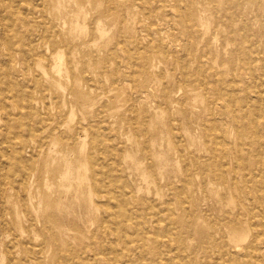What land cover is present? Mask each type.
I'll return each mask as SVG.
<instances>
[{"label": "rangeland", "instance_id": "obj_1", "mask_svg": "<svg viewBox=\"0 0 264 264\" xmlns=\"http://www.w3.org/2000/svg\"><path fill=\"white\" fill-rule=\"evenodd\" d=\"M20 1L0 0V264H262L264 0Z\"/></svg>", "mask_w": 264, "mask_h": 264}, {"label": "bare ground", "instance_id": "obj_2", "mask_svg": "<svg viewBox=\"0 0 264 264\" xmlns=\"http://www.w3.org/2000/svg\"><path fill=\"white\" fill-rule=\"evenodd\" d=\"M20 1V0H19ZM24 1V0H23ZM39 1V0H38ZM37 1V2H38ZM21 3H22V1H20ZM36 2V3H37ZM44 2V1H43ZM46 2V1H45ZM57 3V2H56ZM24 4V3H23ZM42 4H44V3H42ZM58 4V3H57ZM69 4V3H68ZM20 4H18V6H19ZM39 5V4H38ZM24 6H26V5H24ZM58 6V5H57ZM29 7H30V5H29ZM40 7V6H39ZM38 7V8H39ZM17 8V7H16ZM22 8V10H23V7H21ZM26 8V7H25ZM38 8L36 9V10H38ZM31 9V8H30ZM85 9V8H84ZM8 10V9H7ZM21 10V9H20ZM22 10L20 11V12H22ZM58 10H59V8H58ZM24 12H25V10H23ZM8 12V11H7ZM83 12V11H82ZM25 13H27V11L25 12ZM3 14V13H2ZM16 14V13H15ZM53 14V13H52ZM70 14V13H69ZM24 15V14H23ZM31 15H32V11H31ZM28 17L30 16V15H27ZM80 16H82V15H80ZM11 18V17H10ZM25 18H26V16H25ZM31 19H33V16L31 17ZM129 19V18H128ZM137 19V18H136ZM26 20V19H25ZM85 20H86V18H85ZM60 21V20H59ZM58 21V22H59ZM134 21V20H133ZM133 21H132V23H133ZM137 21V20H136ZM41 22V21H40ZM201 22V21H200ZM25 23H26V21H25ZM49 23V22H48ZM31 24V23H30ZM101 24V23H100ZM135 24V23H134ZM1 25H2V23H1ZM44 25H46V24H44ZM49 25V24H48ZM29 26V25H28ZM41 26V25H40ZM43 26V25H42ZM62 26V25H61ZM128 26V25H127ZM135 26V25H134ZM204 26V25H203ZM46 27H47V25H46ZM49 27V26H48ZM69 27V26H68ZM80 27V26H79ZM29 28V27H28ZM58 28V27H57ZM86 28V27H85ZM103 28V27H102ZM54 29V28H53ZM132 29V28H131ZM155 29H156V26H155ZM27 30V29H26ZM52 30V29H51ZM58 30H60V29H58ZM104 30V29H103ZM110 30V29H109ZM157 30V29H156ZM85 31H87L86 29H85ZM102 31V30H101ZM112 31V30H111ZM204 31H205V29H204ZM104 32V31H103ZM206 32H208V30L206 31ZM31 33V32H30ZM108 33V32H107ZM7 34H9V33H7ZM106 34V33H105ZM207 34V33H206ZM2 35H4V33L2 34ZM13 35V34H12ZM15 35V34H14ZM31 35V34H30ZM103 35V34H102ZM44 36V35H43ZM86 36V35H85ZM99 36V35H98ZM32 37V36H31ZM36 37H37V35H36ZM39 37V36H38ZM53 36L52 35H45L44 36V40L46 41V42H49L50 44L52 43L53 45L55 44H57V42L55 43V41H53L54 39L52 38ZM15 38H17V37H15ZM26 38H29L28 36L26 37ZM71 38V37H70ZM42 39V38H41ZM40 40V39H39ZM58 40V39H57ZM34 41V40H33ZM75 41V40H74ZM30 41H28V44H30V43H33V42H30ZM36 41H34V43H35ZM103 42V41H102ZM15 43V42H14ZM150 44V43H149ZM32 45V47H34L33 45L34 44H31ZM52 46V45H51ZM50 46V47H51ZM96 46V45H95ZM147 46H149V45H147ZM6 47V46H5ZM31 47V48H32ZM42 47V46H41ZM97 47V46H96ZM24 48V47H23ZM52 48H54L53 46H52ZM7 50V49H6ZM42 50V49H41ZM37 51V50H36ZM42 52V51H41ZM47 53H48V51H46ZM29 53V52H28ZM46 53V54H47ZM51 53V52H50ZM49 54V53H48ZM9 55V54H8ZM44 55V54H43ZM57 62L55 63V70L54 71H57V73H60L61 72V67H62V60H63V55L62 54H60V52H59V54H57ZM226 58V57H225ZM4 62H6V61H4ZM48 62H49V60H48ZM5 66H7V65H5ZM152 67V66H151ZM150 67V68H151ZM187 68H188V66H187ZM12 69V68H11ZM152 69V68H151ZM9 70V69H8ZM12 71V70H11ZM42 72H43V70H42ZM8 73V72H7ZM44 73V72H43ZM45 74V73H44ZM9 75V74H8ZM8 77V76H7ZM39 77V76H38ZM8 81V80H7ZM6 82V81H5ZM256 83V82H255ZM257 84V83H256ZM29 86V85H28ZM59 87V86H58ZM254 87V86H253ZM261 87V86H260ZM260 89V88H259ZM2 90V89H1ZM30 91V90H29ZM27 92V91H26ZM7 94V93H6ZM196 95V94H195ZM234 95V94H233ZM23 96V95H22ZM21 96V97H22ZM15 97L17 98V99H19L20 98V96L18 95V94H16L15 95ZM23 97H25V98H22V99H19L20 101H22V103L23 104H25V102H26V96H23ZM9 100V99H8ZM192 101V100H191ZM217 101V100H216ZM7 103V102H6ZM217 103V102H216ZM1 105V104H0ZM173 107V106H172ZM158 111V110H157ZM5 112V111H4ZM132 112V111H131ZM133 112H134V110H133ZM6 113V112H5ZM233 114H235V112L233 113ZM6 115V114H5ZM215 115V114H214ZM166 116V115H165ZM234 116V115H233ZM24 117L25 118H29L30 117V115H29V113L27 112L25 115H24ZM163 117H164V115H163ZM235 117V116H234ZM180 118V117H179ZM161 119V118H160ZM185 120V119H184ZM235 120V119H234ZM84 121V120H83ZM30 124H32V123H30ZM65 126V125H64ZM238 127V126H237ZM236 127V128H237ZM239 129V128H238ZM16 130H17V127H16ZM93 132V131H92ZM216 132V131H215ZM15 133H17L18 134V131H16ZM21 133V135L20 136H23L22 134V132H20ZM98 133V132H97ZM217 133V132H216ZM162 134V133H161ZM85 135H86V132H85ZM131 135V134H130ZM196 135V134H195ZM87 136V135H86ZM55 139V138H54ZM25 140V139H24ZM23 139H22V141H24ZM218 141H219V139L217 140V142L216 143H218ZM258 141V140H257ZM202 142V141H201ZM220 142V141H219ZM70 143V142H69ZM82 148H84V143H85V141L84 140H82ZM92 143L94 144V145H98V135L96 134V135H94V137H93V140H92ZM13 144V143H12ZM261 144V143H260ZM52 146V145H51ZM219 146V145H218ZM85 147H86V145H85ZM93 147V146H92ZM214 147H217V146H214ZM224 147V146H223ZM262 147V146H261ZM238 151V150H237ZM259 151V150H258ZM175 153V152H174ZM262 153V152H261ZM260 154V153H259ZM49 156V155H48ZM165 156V155H164ZM158 157H159V155H158ZM262 157V156H261ZM85 158V157H84ZM154 158V157H153ZM264 158V157H263ZM262 158V159H263ZM16 159V158H15ZM17 159H19L18 157H17ZM91 159V162L93 163V165H95L96 164V159L95 158H90ZM156 159V158H155ZM162 159V158H161ZM217 159V158H216ZM261 159V158H260ZM6 161V159H4V161L3 162H5ZM60 161H62V160H60ZM124 161V160H123ZM132 161V160H131ZM163 161V160H162ZM178 161V160H177ZM167 162H169V161H167ZM6 163V162H5ZM226 163V162H225ZM260 163V162H259ZM263 163V162H262ZM262 163H261V165H262ZM166 164V163H165ZM164 164V165H165ZM168 164H170V162L168 163ZM30 165V164H29ZM68 165V164H67ZM257 165V164H256ZM260 164H259V166H261ZM28 166V165H27ZM52 166V165H51ZM135 166V165H134ZM215 166V165H214ZM264 166V165H263ZM6 167V166H5ZM31 167V166H30ZM29 167V168H30ZM162 167V166H161ZM160 167V168H161ZM170 167V166H169ZM7 168V167H6ZM19 168H22V166L21 167H19ZM137 168V167H136ZM260 168V167H259ZM37 169V168H36ZM70 169H71V166H70ZM172 169H173V166H172ZM165 170V169H164ZM234 170H236V169H234ZM19 171H20V169H17L16 171H11L10 173H9V176H11V175H13V174H15V173H19ZM63 171V170H62ZM67 171V170H66ZM69 171V170H68ZM129 171V170H128ZM137 171V170H136ZM161 171H163L162 169H161ZM166 171V170H165ZM180 171V170H179ZM255 171V170H254ZM157 172H159V171H157ZM257 172V171H256ZM259 173H260V171H258ZM47 173V172H46ZM86 165L82 162V161H79L78 162V178H80L81 180H85V178H86ZM136 173V172H135ZM160 174H161V172H159ZM237 173V172H236ZM252 173H253V171H252ZM4 175H5V173H3ZM70 174V173H69ZM249 174V173H248ZM253 174H255V173H253ZM66 175V174H65ZM143 175V174H142ZM142 175H141V177H142ZM145 175V174H144ZM76 176H77V174H76ZM98 175L96 174V172H94V176H93V186L94 187H96V188H101V189H104V190H110V187H111V183L109 182L110 181V177H108V179H106V181H104V179H101V178H98L97 177ZM247 176H249V175H247ZM254 176V175H253ZM260 176H262V175H260ZM259 176V177H260ZM69 177V176H68ZM72 177V176H71ZM263 177V176H262ZM64 178H66V177H64ZM111 178H112V175H111ZM114 178V177H113ZM137 178V177H136ZM142 178H144V176L142 177ZM196 178V177H195ZM254 178V177H253ZM257 178V177H256ZM34 179V178H33ZM60 179V178H59ZM63 179V178H62ZM147 179V178H146ZM245 179V178H244ZM258 179V178H257ZM261 179V178H260ZM71 180V179H70ZM77 180V179H76ZM176 180V179H175ZM146 181V180H145ZM254 181V180H253ZM263 181H264V178H263ZM5 182V180L3 181V182H1V183H4ZM76 182V181H75ZM81 182V181H80ZM148 182V181H147ZM256 182V181H255ZM73 183V182H72ZM24 184H26V185H28V183H24ZM88 184V183H87ZM146 184V183H145ZM209 184V183H208ZM261 184H262V182H261ZM69 186V185H68ZM147 185H145V187H146ZM148 186H149V184H148ZM150 186H151V184H150ZM7 188V187H6ZM140 188V187H139ZM150 188V187H149ZM5 189V188H4ZM62 189H64V188H62ZM89 190V189H88ZM117 190V189H116ZM263 190V189H262ZM38 191V190H37ZM65 191V190H64ZM121 191V190H120ZM144 191V190H143ZM147 191H149V190H147ZM247 191V190H246ZM138 192V191H137ZM220 192V191H219ZM145 193V192H144ZM146 193H148V192H146ZM49 194V193H48ZM82 194V193H81ZM112 194V193H111ZM200 194V193H199ZM209 194V193H208ZM118 195V194H117ZM116 195V196H117ZM149 195H150V193H149ZM88 196V195H87ZM129 196H130V194H129ZM147 196V195H146ZM89 197V196H88ZM106 197H108V195L106 196ZM150 197V196H149ZM215 197V196H214ZM82 198V197H81ZM92 198V197H91ZM109 198H111V197H109ZM159 198V197H158ZM157 198V199H158ZM107 199V198H106ZM88 200H89V198H88ZM65 201V200H64ZM205 201V200H204ZM259 201V200H258ZM32 202V201H31ZM88 202H90V201H88ZM93 202V201H92ZM116 202V201H115ZM110 203V202H109ZM117 203V202H116ZM15 205V204H14ZM40 205V204H39ZM90 205H91V203H90ZM89 205V206H90ZM41 206V205H40ZM94 206V205H93ZM117 206V205H116ZM83 207V206H82ZM30 208H31V206H30ZM62 208V207H61ZM227 208V207H226ZM259 208V207H258ZM88 209H89V207H88ZM38 210V209H37ZM68 210V209H67ZM96 210V209H95ZM94 210V211H95ZM230 210V209H229ZM256 210V209H255ZM261 210V209H260ZM60 211H62V210H60ZM66 211V210H65ZM90 211V210H89ZM235 211V210H234ZM253 211V210H252ZM256 211H259V209H257ZM262 211V210H261ZM87 212V211H86ZM91 212V211H90ZM107 212V211H106ZM83 214V213H82ZM85 214H87V213H85ZM85 214H84V217H85ZM178 214V213H177ZM252 214V213H251ZM251 214H249V212L248 211H246V214H245V216H247V218L251 215ZM69 215V214H68ZM92 215V214H91ZM16 216V215H15ZM241 216H243L242 214H241V211L239 210V212L236 214V216H234V218L232 219V221L231 222H227V223H225V225L222 227V229L223 230H225V229H228V232L226 233V235H228V236H233L235 239H238V240H240L241 238H243L242 237V234L241 233H238V227L240 226V228L242 227V225L243 224H247V226L249 227V225H251L250 223H248V222H246V220H242L241 219ZM83 217V216H82ZM87 217V216H86ZM24 218V217H23ZM88 218V217H87ZM87 218H86V221H87ZM91 218H92V216H91ZM83 219V218H82ZM107 219V218H106ZM111 219V218H110ZM95 220V219H94ZM111 220H113V219H111ZM252 220V219H251ZM250 220V221H251ZM262 220V219H261ZM17 221H18V219H17ZM90 221V220H89ZM88 221V222H89ZM249 221V220H248ZM252 221H254V220H252ZM77 222H78V220H77ZM83 222V221H82ZM81 222V223H82ZM92 222V221H91ZM94 222V221H93ZM110 222V221H109ZM264 222V221H263ZM2 223V222H1ZM80 223V224H81ZM86 223V222H85ZM84 223V225L83 226H87L86 224ZM90 223V222H89ZM199 223V222H198ZM18 224H19V221H18ZM91 224V223H90ZM90 224H88V225H90ZM93 224V223H92ZM91 224V225H92ZM103 224V223H102ZM82 226V227H83ZM105 226V225H104ZM115 226V225H114ZM113 226V227H114ZM147 226V225H146ZM106 227V226H105ZM20 228V227H19ZM30 228V227H29ZM83 228H85V227H83ZM250 228V227H249ZM254 228V227H253ZM256 228L257 227H255V232H256ZM101 230H102V228H100ZM210 229V228H209ZM208 229V230H209ZM19 230V229H18ZM86 230V229H85ZM249 230V229H248ZM21 231V230H20ZM55 231V230H54ZM67 229H60V231H58L60 234H62L63 236L64 235H67ZM89 231H90V229H89ZM18 232V231H17ZM33 232V231H32ZM70 232V231H69ZM108 232V231H107ZM244 233V232H243ZM247 234H248V232H246ZM19 234V233H18ZM88 235H90V234H88ZM108 235V234H107ZM146 235V234H145ZM147 235H149V234H147ZM244 235H246V234H244ZM9 236V235H8ZM24 236V235H23ZM130 236V235H129ZM260 236V234L259 235H257L256 236V238H255V240L253 241V242H251L248 246H247V248H244V257H246V258H248L249 256V254H258L259 253V247H258V244H257V238ZM262 236H263V234H262ZM14 237V236H13ZM19 237V236H18ZM60 237V236H59ZM81 237H83V236H81ZM104 237V236H103ZM173 237V236H172ZM236 237H238V238H236ZM16 238H17V236H16ZM20 238V237H19ZM108 238H109V236H108ZM6 239V238H5ZM13 239V238H12ZM36 239V238H35ZM122 239V238H121ZM247 239V238H246ZM18 240V239H17ZM163 240V239H162ZM7 241V240H6ZM15 241V240H14ZM83 241V240H82ZM86 241V240H85ZM88 241V240H87ZM232 241H233V239H232ZM246 241V240H245ZM114 242V241H113ZM159 242H161V241H159ZM238 242V241H237ZM73 243V242H72ZM109 243V242H108ZM22 244V243H21ZM102 245L104 244V243H101ZM112 244V243H111ZM189 244V243H188ZM23 245V244H22ZM29 245V244H28ZM136 245H137V243H136ZM238 245V244H237ZM8 246H10L9 244H8ZM30 246V245H29ZM104 246V245H103ZM103 246H101V247H103ZM107 246H109V244L107 245ZM111 246V245H110ZM131 246V245H130ZM235 246V245H234ZM41 247V246H40ZM36 248V247H35ZM37 248H39V247H37ZM91 248V247H90ZM112 248H114L115 249V247H111V248H109V249H112ZM138 248H139V246L137 245V249L136 250H138ZM173 248V247H172ZM31 249V248H30ZM44 249V248H43ZM140 249V248H139ZM8 249L6 248V251H7ZM19 250V249H18ZM87 250V249H86ZM85 250V251H86ZM174 250V249H173ZM10 251V250H9ZM31 251V250H30ZM85 251H84V253H85ZM90 251H92V250H90ZM102 251V250H101ZM105 251V250H104ZM109 251H111V250H109ZM112 251H114V250H112ZM19 252V251H18ZM209 252V251H208ZM10 253H11V251H10ZM20 253V252H19ZM84 253H82V254H84ZM122 253V252H121ZM79 254V253H78ZM92 254V253H91ZM96 254V253H95ZM109 254H110V252H109ZM113 254V253H112ZM126 254V253H125ZM77 255V254H76ZM93 255V254H92ZM104 254H102L101 255V257L103 256ZM115 255V254H114ZM122 255V254H121ZM215 255H217V253L215 254ZM214 255V256H215ZM20 256V255H19ZM60 256V255H59ZM82 256V255H81ZM88 256V255H87ZM90 256V255H89ZM100 256V255H99ZM107 255H105V257H106ZM85 256H83V258H84ZM94 257V256H93ZM120 257H122V256H120ZM145 257V256H144ZM147 257V256H146ZM217 256H215V258H216ZM60 258V257H59ZM81 258V257H80ZM89 258V257H88ZM95 258V257H94ZM99 258V257H98ZM98 258H97V260H98ZM104 258V257H103ZM108 258H110V256H108ZM114 258V257H113ZM116 258V257H115ZM123 258V257H122ZM180 258V257H179ZM90 259H92V258H90ZM105 259V258H104ZM111 259V258H110ZM81 260V259H80ZM84 260V259H83ZM106 260V259H105ZM60 261V260H59ZM59 261H57V262H59ZM73 261V260H72ZM76 261V260H75ZM74 261V262H75ZM109 261V260H108ZM130 261V260H129ZM129 261L127 262V263H129ZM164 261V260H163ZM91 262V261H90ZM96 264L97 263H99V262H96V261H94ZM115 261H113V263H114ZM261 262H262V264H264V256H261ZM140 263H143V262H140ZM216 263V262H215ZM239 263V262H238ZM16 264H20V263H16ZM88 264V263H87ZM92 264V263H91ZM126 264V263H125ZM130 264V263H129ZM145 264V263H144ZM221 264V263H220ZM223 264V263H222ZM233 264H237V263H233ZM243 264H250L249 262L248 263H246V262H244ZM254 264H257L256 262H254Z\"/></svg>", "mask_w": 264, "mask_h": 264}]
</instances>
